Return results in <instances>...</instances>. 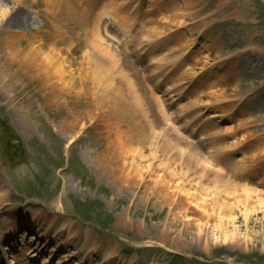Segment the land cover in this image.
Returning <instances> with one entry per match:
<instances>
[{"label": "rangeland", "instance_id": "rangeland-1", "mask_svg": "<svg viewBox=\"0 0 264 264\" xmlns=\"http://www.w3.org/2000/svg\"><path fill=\"white\" fill-rule=\"evenodd\" d=\"M0 4V12L6 10L0 14V124L14 130L21 147L9 153L2 127V245L12 253L30 250L35 264L44 257L46 264H264V243L245 249L242 240L199 241L192 193L179 192L172 177L191 171L194 183L202 179L209 190L221 174L228 194L218 192L219 200H248L254 211L264 200V0ZM101 11L113 12L125 40L100 29L94 34L87 15ZM17 12L20 22L10 28ZM44 23L56 26L61 57L75 68L60 93L47 90L37 75L27 81L21 75L23 49ZM14 49L17 64L6 73L3 56ZM149 57L156 67L146 66ZM91 59L106 67L119 100L102 98L109 85L93 79ZM168 86L184 91L177 107L163 104ZM166 131L177 136L175 148L155 146L150 153ZM190 152L198 167L184 162ZM100 160L109 168H100ZM207 190L206 200H214ZM234 214V225L242 227L243 218ZM257 216L248 226L259 231L264 218ZM16 220L24 224L15 226ZM59 225L69 226L64 238L53 233Z\"/></svg>", "mask_w": 264, "mask_h": 264}, {"label": "bare ground", "instance_id": "bare-ground-1", "mask_svg": "<svg viewBox=\"0 0 264 264\" xmlns=\"http://www.w3.org/2000/svg\"><path fill=\"white\" fill-rule=\"evenodd\" d=\"M5 11L6 10L1 9L0 14H4ZM104 14L110 15V13H104ZM19 19L20 18L18 17V12H17V13H15V15L13 17L9 18L7 24L9 25L10 28H14L20 22ZM97 23H98V21H97ZM99 25H100V27L103 26V28H104L103 22H101V20L99 22ZM7 34L11 35L10 33H7ZM23 51H25V52L22 53L23 56H22L21 61L23 63L21 65H23L25 67L26 71L24 70L23 73L21 72V75L23 76V78L26 81L28 78H31L34 75H37L39 80H43L46 83V85H47L46 89L47 90H53V91H57L60 93V92L64 91L65 89H67L65 87V83L67 82L66 78H68V77L64 74L63 69L61 67H59V65H58L53 54L44 52L41 48L35 47L32 44H28V47H25L23 49ZM16 52L17 51H15V49H14L10 53L8 52V56H5V55L3 56V60L6 61L9 64L8 67H10V69L6 70V73L9 71H12L15 64H17L15 59L19 56V54ZM50 62L52 63V67H51ZM90 65L93 68V71L95 70V72H93V74H92L93 79L94 80L96 79V81H100V82L104 83L105 85H109L108 90H105V88H104V90L102 91V98H104V99L108 98L109 99V98H112L113 96H115L116 100H119V98H121V97L116 92L118 87L116 88L111 84L110 79H109V77L105 71L106 67H104L103 64H100L98 59H91ZM30 67H33L37 71L29 72ZM98 71L102 72V78L101 79H98ZM6 82L8 84V80ZM113 88H114V90H113ZM104 91H105L106 95L104 94ZM112 92H114V93L111 94ZM47 93L48 92L45 91L43 94V97H46ZM181 94H182L181 92H176V91L171 90L170 88H167L164 91V97L165 98H163V102L165 103V105H168V104L171 105V104L175 103L177 100H179V98L181 97ZM122 108H124V107H122ZM141 129L142 128L138 125L137 130L140 131ZM95 133H98V132L96 131ZM172 137H173V139L171 138V133L169 131H166L165 136H164V142L162 143V144L165 143V146L163 147V145L161 143L160 144H157V143L153 144L152 143L151 148H150V153H152V150H153V148H155V146H160V147H162V149L164 148L166 150H168L169 148H171V150H173L175 148L174 141L177 139V136L174 134V132L172 134ZM142 153H143V151H142ZM191 155H194L193 152H190V155L189 154L186 155L184 162H187L188 160H190L194 167H198L199 164L197 162H195V160L193 159V157ZM156 158H157V156H156V152H155V155H153L151 157V161L152 160L154 161ZM197 159H199V157ZM200 165L204 166V167L207 166L206 164H204L202 159L200 161ZM99 166H100V168L105 170V169L109 168L110 164L103 163L100 160ZM108 172H111V171H108ZM203 172H204V175L206 176V173L208 171L205 170ZM216 172H218V171H216ZM192 176H193V174L191 173V171H187V172L183 173L180 177H178L174 173L172 174V177L176 178L175 179L176 185L179 189V192L184 193L185 195H189V192L192 193L189 195L190 196L189 199L191 200V204H193L194 209L197 212L198 217L200 218L196 223V228L198 229L197 231L199 233L198 234L199 241H201L200 237L203 236V237H207L205 240H203V242L208 240L210 243H217L219 241V238L223 237L222 240L224 242H228V243H234V242H238V241L242 240L241 245L244 246L245 249H247L248 246L252 245V243H257L260 246L263 245V243H264V224H262V223L260 224L261 229L258 231V230H254L255 226L257 227V225L255 223H254L255 226L253 227L252 225L248 226V222L251 220L250 218H252V216L256 217L257 214H260V216H263V218H264V215H263V213H264V200H261V199L258 200V204L259 203H261V204L257 207V211H254V209H252V207L249 206L248 200H246L245 202H236V203H234V201L229 202V201H226L224 199L219 200L218 192L224 191L223 194H228V187H226V185L228 183L225 181L219 180L223 177V175L220 174V178H218V179L216 178V180L215 179L213 180L215 182L214 188L209 189V190H207L202 179H200L199 182L197 184H195L196 182L194 183V179L192 178ZM186 187H188V189L184 190ZM206 190H207V192L210 190L213 191L214 200H211V201L206 200L208 198V195L206 194ZM2 200H3L2 197H0V203L2 202ZM180 204L181 203H179L177 205H180ZM174 206H175V204H174ZM1 212L5 214L8 212V210L5 208H2ZM237 212L243 218L244 225L242 227H236L234 225L236 223V217H235L234 213H237ZM257 217H256V220H258ZM263 218L261 219V217H260L259 221L260 222L263 221ZM203 219H205V221ZM207 219H208V221H207ZM17 223H18V221L17 222L15 221V225H17ZM64 226H66L67 228L64 229ZM68 227H69L68 225H59V229H55L56 231L53 233H55L59 236H62L64 238L63 234L69 232ZM206 227H208V228H206ZM203 228H206V232L208 231V234L206 233L207 235H201ZM248 228H250L251 231H249ZM255 231H257V232L254 233ZM14 234H15V232L12 231L10 233V236L13 237ZM50 235H48V236H50ZM43 236H46V235L41 233L39 237H43ZM56 236H55V238H56ZM32 239H34L33 236H32ZM82 242H83V240H82ZM90 243L91 242H86L87 245ZM1 246H2V240H0V247ZM1 248H3V250L0 252V254L2 253L1 259H0L2 264H35L34 260L36 258V255L34 253L27 252L28 250L25 251L21 247H18V249L15 250V253H20V254L8 255L7 254V247L2 246ZM205 248H209V247H205ZM24 252L28 253L27 254L28 256H25V254H23ZM48 261H49V259L44 257V258H42L41 264H46Z\"/></svg>", "mask_w": 264, "mask_h": 264}]
</instances>
